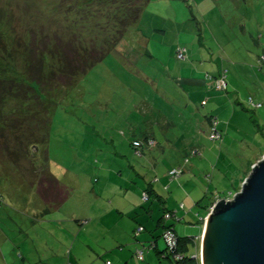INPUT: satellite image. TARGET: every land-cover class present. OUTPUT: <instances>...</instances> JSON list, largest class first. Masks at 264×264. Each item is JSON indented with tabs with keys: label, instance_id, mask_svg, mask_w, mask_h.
Returning <instances> with one entry per match:
<instances>
[{
	"label": "rangeland",
	"instance_id": "1",
	"mask_svg": "<svg viewBox=\"0 0 264 264\" xmlns=\"http://www.w3.org/2000/svg\"><path fill=\"white\" fill-rule=\"evenodd\" d=\"M197 1L152 0L145 7L141 25L136 26L150 39L151 55L146 54V45L138 42L136 27L130 28L115 50L78 77L73 87L59 90L53 101V94L47 88L31 83L32 52L36 48L38 52L41 43L48 54L64 44L80 48L94 39L103 43L109 35L104 30L105 16L113 8L110 0H0V200H4L0 225L3 229L8 228L3 217L9 218L10 214L18 217L14 209L17 204L8 206L9 193L14 197L22 192L21 197H27L23 207L26 208L28 197L39 196L37 174L49 175L50 171L59 178L65 193L70 192L71 200L65 208L71 203L70 211L76 209L79 215L84 213L88 217L90 207L101 205L108 210L106 201L114 197L116 201L126 202L120 186L97 190L98 197L92 191L101 181L96 171L104 165L109 168L112 164V169L136 168L139 172L142 159L147 166H153L147 169L150 179L163 176L167 165L169 172L158 189L183 214V220L172 221L181 239L200 231L197 219L208 202L215 197H232L241 190L253 165L264 157V132L260 129L264 127V63L260 58L264 54V0H200V4ZM179 44L193 45L195 50L210 46L206 58L191 60L190 57L187 62L195 60L196 64L211 65L208 70L197 71L203 73L205 82L207 72L211 76L226 73L228 91L206 87L208 81L206 86L198 84L196 89L200 93L193 96L200 101L196 106L197 101L190 100L195 91L190 87L185 89L177 81H168L169 74L165 73L168 69L172 78L179 79V71L184 67L175 55ZM169 92L173 94L172 100ZM205 94L220 103L223 141L213 142L209 135L211 126L203 127L208 114L204 112ZM138 97L158 100L159 111H170L179 118L185 113L176 122L180 126L184 122L190 128L182 129L180 136L170 133V148L147 147L145 156L134 151L117 159L114 144L125 141L132 147L126 124ZM188 103L194 106V111L185 108ZM31 141L42 143L41 149ZM112 154L115 162L108 164L106 156ZM187 156L191 161L187 164L189 169L185 165V172L171 179V171L183 168ZM196 157L209 162L206 172L192 166ZM79 178L84 192L78 190ZM140 182L145 180L140 177ZM155 202L146 201L144 205L150 207ZM58 211L63 215L64 226H58V232L51 231L55 238L70 233L67 229L71 212ZM71 221L79 223L76 218ZM23 237L13 240L19 243ZM162 240L166 243L163 236ZM185 241L191 243L187 252L192 253L193 241ZM7 246L8 243L0 242V264L5 260L12 264L13 259L18 262L15 248Z\"/></svg>",
	"mask_w": 264,
	"mask_h": 264
},
{
	"label": "crops",
	"instance_id": "2",
	"mask_svg": "<svg viewBox=\"0 0 264 264\" xmlns=\"http://www.w3.org/2000/svg\"><path fill=\"white\" fill-rule=\"evenodd\" d=\"M197 2L200 4V0ZM146 10L145 8V11ZM135 31L134 33L138 36V42L142 45L145 44L146 54L151 55L149 51L150 39L148 36L145 35L143 30L141 31L139 27H137ZM158 31L165 34V30L163 29L159 28ZM187 49L192 59L195 57H202L204 59L207 57L206 52L209 51L210 46L206 45L204 49L195 50V46L191 45L187 47ZM182 66L184 67L178 74L179 81L175 79L181 83L180 86H197L198 84H204V86H206L207 80L205 82V79L202 77L203 73H197V71L210 69V64L206 62L196 64L194 60L193 65L192 63L186 62L183 63ZM165 73H168L169 77H172V71H170V69ZM195 73H197V77ZM165 86L166 85H164V87ZM206 87H208V84ZM193 89L195 93L191 96L190 100L197 101L196 106H198L200 101L195 99L197 97L193 96L197 95L199 90L196 88ZM169 93L172 95L170 98V100H172L173 94L172 92ZM205 99L207 102H205V100L203 105L207 110L204 112L208 114L205 116V124L203 127H210L209 117L215 115L218 119V123H220L219 128L222 132L224 123H222L220 118L221 114L218 108L220 103L217 102L216 98L214 100L207 94H205ZM158 104V100L152 102V100L146 101L138 97L137 104L132 108L134 117L129 115L130 117L128 116L129 118H127L128 122L126 125L130 129L131 138L143 142L142 147H139L141 149L140 154L143 156L146 155L147 147L152 150H156L155 147L160 150L170 148V133L173 134L175 132L176 135L178 133L180 136V131H182V129L190 128V126L184 124V122L181 126L176 122L183 118L185 113H182L179 118L177 114H172L170 111L169 113L167 111H159L160 108ZM185 108L188 110L193 109L194 111V106L190 103L185 105ZM196 114L200 116L197 111ZM201 119L200 117V120ZM201 130L203 131V129ZM111 139L113 143L116 142V139L113 137ZM191 142L193 143L194 141ZM193 146L197 145L193 143ZM114 150L117 159L120 156L124 157L127 153H131L127 145L125 146V144L123 145L122 143L117 145L114 144ZM134 151L137 150L134 149ZM115 157L113 154L112 156L107 155L105 160L108 164L110 162L113 163L115 162ZM110 159L112 161H110ZM139 161V172H136V168L121 167L120 169H112V164L108 165V170L101 169V171H96V175H99L101 178L99 184L92 190L95 192L96 197H98L97 190L117 188V186H120L124 189L126 202L122 203L121 201H116L114 197L110 201H106L108 210L103 209L101 205H95L93 208L90 207L89 210H91V215L88 217L84 215V213L79 215L76 209L70 211L71 203L68 208H65L71 200L70 192L68 193V200L66 203L56 208V210H51L50 213L53 212L55 214H44L45 216H42V211L45 209V206L37 196L28 197L29 205L23 208L27 197L22 198V192L14 197L9 193L8 196L10 200L15 201V203L11 202L8 206L13 204L15 206V204H17V208H14L17 215L20 214L21 217L24 215L34 216L32 223H30L32 225L25 222L26 225L19 228L20 233L22 232V236L24 235L19 243H15L11 238L13 228L8 227L7 229H0V242L3 241L4 244L8 243L9 246L15 248V253L18 256V262L13 259L14 261L12 264H101L102 260H104V264L106 260H112L115 264H180L167 256V253H165L166 243L162 240V233L165 225L173 226V220L181 221L184 219V217H182L183 214L179 211L180 208L177 209L178 206L172 203V199L162 195L159 190L161 187L159 183H163L167 177L165 175L169 172L168 167L164 165L163 171L165 173L163 176L160 174L150 179L147 169L153 166H147L142 159ZM194 161L196 164L192 166L195 168L198 167L202 172H206L209 168L208 161H200L197 157ZM156 166H158V162ZM103 167H105V165ZM186 167L189 169V165ZM243 176L239 179L240 181H242ZM140 177L145 180L144 183L140 182ZM77 184L78 190L84 192V184L81 178H79ZM144 190H148L151 196L150 200L157 201L150 207H145L144 205V203H146L142 196ZM129 194L131 197L128 196ZM81 207L83 208L85 205ZM159 207L162 209H158ZM60 209H65L67 212L69 211V214L71 212L69 218L71 224L69 225V229H67L70 233L66 236L61 235L55 238V235H53L51 231L55 229L56 232H58V226H64L63 215L60 216L58 211ZM166 211H174L178 219L174 218L171 221H165L162 217ZM199 214L200 216H204V210H201ZM78 216H81L82 219H78ZM75 218L79 222L78 225L71 221ZM200 218L201 217L197 220H200ZM139 225H143L145 230L140 232L138 236H134L135 230ZM25 230L27 232H24ZM203 232L204 226L202 224L197 235H187L188 239H191L194 243V249L191 254H201V238ZM153 241L156 243V247L147 250L146 254L144 253V259H139L135 254L136 251L143 245H150ZM9 246H7V248ZM191 246L190 243L189 250Z\"/></svg>",
	"mask_w": 264,
	"mask_h": 264
},
{
	"label": "trees",
	"instance_id": "3",
	"mask_svg": "<svg viewBox=\"0 0 264 264\" xmlns=\"http://www.w3.org/2000/svg\"><path fill=\"white\" fill-rule=\"evenodd\" d=\"M151 1L152 0H110L109 3L111 4V6H113V8H111L110 11L108 10L109 12L105 16L107 18V25L105 26V30H104V31H106L105 34H109V35L107 36L108 38L104 39L103 43H100L97 41V39L93 38L94 40L90 41L88 45H85V44L81 45L80 48L75 47L74 44L73 45L64 44V45H61L60 48H58L54 51H51L50 54L47 53L45 46L41 43L39 46L38 52H37V48L34 49V51L32 52L33 56L31 59L33 62L30 64L31 65L30 66V73L33 77L31 79V81H32L31 83H34L35 85H38L39 87L42 86L44 88H47V92L50 94H53L51 96V98L53 99V101H55V97L56 96L58 97V91L59 90L63 89V87H73L75 85L78 77L85 75L86 72L89 71V69L95 67L97 64L102 62L105 59V57L108 55V53L112 52L113 50H115L117 48V45L128 34L127 32L130 30V28H134L138 25L139 26L141 25L142 21H140V20H141L142 15L145 12V7ZM96 36H99V35H96ZM180 48L184 49V54L186 56L185 59L179 58L178 51ZM51 54H52V56H51ZM175 55L177 56V59L182 62V64L186 63L188 60H190V55L188 54V49L184 45H181V44L178 45V48H177ZM263 56H264V54L262 56H260V58L262 59ZM191 60H193V59L191 58ZM193 64H194V61H193L192 65ZM188 70H189V68H188ZM222 76H225L226 80H227L226 73L222 74L221 76H211L207 72L205 77H206V80L208 81V86L210 88L214 89V87L212 85V81L214 79L220 78ZM172 77H170V79L168 78V81H170L172 83L176 80L179 81V79L175 80V78H172ZM179 84H181V83L179 82ZM189 87L193 91H194L193 88H197L196 86H189L188 85L185 87V89H189ZM228 89H229V87H228V82H227L226 91H228ZM226 91H224V92H226ZM258 105L260 106L261 104L259 103ZM130 110L131 111L128 113V115L131 116L133 114V111H132V109H130ZM51 116H52V113H51ZM51 116H49V118ZM212 118H214V117L213 116L209 117V122H211ZM219 124H218V128H219ZM51 126H52V122H51V118H50L49 128ZM49 128H48V130H49ZM260 129L262 132H264L263 131L264 127L260 126ZM219 130H220V128H219ZM129 132H130V129H129ZM220 132H221V130H220ZM221 134H222V132H221ZM48 135L50 136V130H49ZM49 136H48L47 142L49 141ZM128 138H129V136H128ZM223 138L224 137L222 134V138L219 140L223 141ZM129 139L132 141L131 146L133 148L128 146L125 141H123L122 144L123 145L125 144V146L127 145L129 150L131 151V154L134 152V149H136L139 153H141L140 152L141 149L139 147H142L143 142L141 140H138V139L134 140L131 138V136ZM219 140H217V141H219ZM212 141L217 142L214 140H212ZM31 143H32V145L36 146V148L39 147L41 149L42 143H40L39 141H31ZM47 144H46V147H47ZM46 153H47V151H46ZM128 154L129 153H127L126 157L128 156ZM47 157H49L48 153L46 154V158ZM185 159L187 160V162L185 161L186 164L183 165V168H174V169H178V171H181L178 176H181L183 174V172H185L184 171L185 165H187L191 162V161H189V156H187ZM110 161H111V159H110ZM33 163H35V162H33ZM101 169L108 170L109 168L103 167ZM101 169L98 171H101ZM50 172L48 173L49 175H43V176H41L42 175L41 173L37 174V175H40V176H37V177H39L38 181H37L38 185L36 188L38 190V195H39L38 199L41 200L45 206V209L42 211V216H45L44 214H46V213H50L51 210H56V208L63 205L64 203H66V201L68 200L69 190L65 193L64 189L62 188L63 187L62 184H60L61 182L59 181V178H57L56 176H53L52 172H51V174H50ZM170 177H171V179L172 178L176 179L177 176H174L170 173ZM144 194H146L149 197L148 200L144 199V196H143ZM142 196H143V200L145 202L149 201L151 198L148 190H144L142 193ZM1 197H2V195H0V198ZM7 198L10 199L9 196H7ZM217 198L215 197V199H212L210 202H208L203 207L204 216H199L201 218H200V220H198V224L200 223L201 225L203 224V226H204L205 218L208 217L207 215L210 212V210H211L212 206L214 205V202L217 200ZM1 201H4V200H0V209H1V211H3L2 208H4V207H3V205H2L3 203ZM11 202L12 201H10V204H11ZM6 205H7V203H6ZM166 215H169V217L166 218ZM3 218L5 219V223H6L7 227L13 228V234L11 235L12 236L11 238L14 239V237L16 238V237H20L22 235V232L20 233L19 228L20 227L22 228L23 225H26L25 222H28V224L32 223L34 216L31 217L28 215H26V216L24 215L21 217V215L19 216V214H18V217H16V216L10 214L9 218H7L6 216ZM162 218L165 221H168V220L171 221L174 218H176V215H175L174 211L173 212L167 211L163 214ZM176 219H178V218H176ZM30 225H32V224H30ZM2 227L3 226L0 225V229H3ZM139 227H142L141 232L143 230H145V227L143 225H139ZM166 227H172L173 229H175L174 226H172V225H165L163 230ZM24 232H27V231L25 230ZM175 232L179 238V240H178L179 245H178V248L176 251L179 253H183L185 255V259L183 261H179V260H176V261L180 264H187V263H189V264H201L200 263V253L191 254L190 252H187L189 250L190 243H189V241L188 242L185 241V239H188V237L181 239V237H179L176 229H175ZM138 235L139 234H138V230H137L136 236H138ZM162 236H163V233H162ZM143 246L146 247L145 245H143ZM155 247H156V243L153 241V243H151L146 248L151 249V248H155ZM5 248H7V247H5ZM138 251H136V253H135L137 255V257H138V254H137ZM165 253H167V256L171 257L175 261L173 256L167 251V244H166ZM195 255L197 256L196 259L193 258ZM107 261H111L112 263H114L112 260H106L105 264ZM4 264H8L6 262V260L4 261Z\"/></svg>",
	"mask_w": 264,
	"mask_h": 264
},
{
	"label": "water",
	"instance_id": "4",
	"mask_svg": "<svg viewBox=\"0 0 264 264\" xmlns=\"http://www.w3.org/2000/svg\"><path fill=\"white\" fill-rule=\"evenodd\" d=\"M252 168L241 190L219 198L208 213L202 264H264V157Z\"/></svg>",
	"mask_w": 264,
	"mask_h": 264
},
{
	"label": "built area",
	"instance_id": "5",
	"mask_svg": "<svg viewBox=\"0 0 264 264\" xmlns=\"http://www.w3.org/2000/svg\"><path fill=\"white\" fill-rule=\"evenodd\" d=\"M178 55L180 59H185L186 56L184 54V49L180 48L178 51ZM262 62L264 63V56L262 57ZM212 85L214 88H216L217 90L220 91H226L227 89V80L225 76H222L220 78H216L212 81ZM211 131L209 133L211 140L217 141L219 139L222 138V134L218 128V119L216 118H212L211 119ZM137 144V143H136ZM181 171H178V169H173L171 171V174L174 176H178L180 174ZM144 199L148 200L149 197L144 194ZM169 215H166V218H168ZM142 227H139L138 232H141ZM163 238L167 243V251L173 256V258L175 260H179V261H183L185 259V255L183 253H179L177 252V248L179 245V238L175 232V229H173L172 227H166L164 229L163 232ZM145 247L143 249H140L137 254H138V258L139 259H144V253H145ZM193 258H197V256L195 255ZM200 263H201V259H200ZM106 264H114L111 261H107ZM189 264V263H187ZM202 264V263H201Z\"/></svg>",
	"mask_w": 264,
	"mask_h": 264
},
{
	"label": "clouds",
	"instance_id": "6",
	"mask_svg": "<svg viewBox=\"0 0 264 264\" xmlns=\"http://www.w3.org/2000/svg\"><path fill=\"white\" fill-rule=\"evenodd\" d=\"M224 197L231 199V197H228V196H224ZM219 198H221V197H219ZM219 198H217V200H219ZM217 200H216V201H217ZM216 201H215V202H216ZM215 202H214V203H215ZM205 219H206V218H205ZM204 223H205V222H204Z\"/></svg>",
	"mask_w": 264,
	"mask_h": 264
}]
</instances>
